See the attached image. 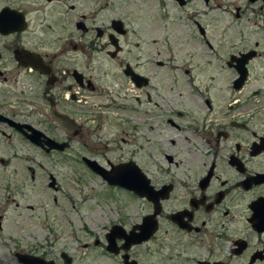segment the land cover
Masks as SVG:
<instances>
[{
  "label": "flooded vegetation",
  "instance_id": "obj_1",
  "mask_svg": "<svg viewBox=\"0 0 264 264\" xmlns=\"http://www.w3.org/2000/svg\"><path fill=\"white\" fill-rule=\"evenodd\" d=\"M171 1L178 14L186 13L193 28L188 39L196 47L188 64L181 60L185 64L170 74L172 86L178 88L174 113L166 111L174 107L169 97L173 87L159 85L157 73L167 62L158 59L159 52L139 48L149 45L150 38L132 23L135 0H0V116L66 145L62 151H42L45 155L75 157L72 142L92 139L99 130L93 127L97 119L116 117L98 111L96 116L94 109L124 110L109 102L130 86L139 94L135 102L145 107L136 119L146 132L143 142L152 140L150 150L165 163L163 172L178 169V207L166 211L175 183L153 182L146 166L131 155L127 162L139 167L154 190L168 188L160 198L168 197L159 202L156 231L146 242L124 246L114 235V246L108 248L106 235L114 227L138 233L136 227L154 212L148 200L126 192L148 212L129 227L111 224L104 245L94 242L95 247L101 244L100 257L114 264H264V85L259 84L264 67L257 63L264 61V0H241L233 6L232 0ZM231 7L237 18L242 12L250 14L240 26L251 25L263 38L248 37L238 27L230 40V28L209 27L213 14L227 13ZM247 55L244 64L239 61ZM255 69L261 79L254 76ZM96 98L104 104L90 101ZM0 126L12 133L1 131L2 137L11 140L17 135L29 143L5 122ZM154 139L159 141L152 149ZM83 149L91 157L97 153ZM79 156L82 163L86 158L104 169L121 164L107 161L104 167L85 154ZM53 180L54 186L48 187L57 191ZM177 214L178 220H173ZM1 221L0 214V230ZM15 247L8 251L12 264H23L19 256L35 258V264H73L64 251L58 262L50 250L46 254ZM5 254L0 246V255Z\"/></svg>",
  "mask_w": 264,
  "mask_h": 264
},
{
  "label": "rangeland",
  "instance_id": "obj_2",
  "mask_svg": "<svg viewBox=\"0 0 264 264\" xmlns=\"http://www.w3.org/2000/svg\"><path fill=\"white\" fill-rule=\"evenodd\" d=\"M240 1L232 0L231 5H239ZM134 7V28L139 29L144 37L150 38L149 45L139 48L149 50L154 55L160 53L158 59L167 63L166 67L157 72L161 78L159 85L172 86L170 74H174L178 64H188V56L196 49L188 39L193 33L190 21L185 16L186 13L178 14L171 0H135ZM249 15L242 12L237 18L231 7L227 13L213 14L209 27L214 30L230 28L227 33L230 40L236 37L238 27L248 37L255 35L263 38L260 33H253L251 25L240 26L246 24L245 17ZM261 48L264 49V46ZM181 60L187 62L182 63ZM257 63L264 67V61ZM156 70L153 68L152 73ZM254 76H260L259 69H255ZM180 79L187 85V76L182 75ZM259 84L264 85V79ZM128 87L126 91H119L120 97L115 98L114 103L109 102L111 106L116 105L125 108L124 110L94 109L92 114L96 116L99 115L98 111L109 117V113L114 114L118 118H100L94 126L91 124L99 130L92 139L85 137L87 135L83 132L85 141L72 142L71 151L75 157L47 156L17 135L8 140L7 136L12 133L0 126V246L6 251L4 256L0 255V263L14 262L8 251L16 246L23 252L36 250L45 253L50 250V256L58 262H61L58 259L59 253L64 251L72 257L73 264H114L106 257H100L103 253L101 244L95 247L94 242L99 240L104 245L103 235L111 224L129 227L145 216L148 207L140 201L132 200L125 191L108 186L100 177L90 172L81 162L80 154H85L104 167L107 161L111 164L123 163L133 155L139 164L146 166L144 171L153 182L160 184L172 180L175 183L176 189L172 200L167 203L166 211L178 207V169L172 167V170L163 172L165 163L161 162L158 154L150 150L152 140L147 143L146 138L143 142L142 137L146 136V132H143V126L136 119L141 118L139 110L145 107L135 102L134 98L139 94ZM171 92L169 97L174 99V107H167L168 113L178 110V88L173 87ZM90 101L103 103L97 98ZM128 120L132 125H127ZM87 129L89 130V126ZM1 131L7 136L2 137ZM154 140L152 149L154 142L159 141ZM83 148L94 149L97 153L91 157ZM176 160L178 163V157ZM49 176L55 178L57 191L48 187ZM164 229L165 225L162 223L160 230ZM85 245L88 248H84Z\"/></svg>",
  "mask_w": 264,
  "mask_h": 264
},
{
  "label": "water",
  "instance_id": "obj_3",
  "mask_svg": "<svg viewBox=\"0 0 264 264\" xmlns=\"http://www.w3.org/2000/svg\"><path fill=\"white\" fill-rule=\"evenodd\" d=\"M248 58L247 56L242 57L239 61H243ZM241 79H244L245 71H240ZM0 122H5L9 127L14 128L19 132L29 143L37 147L39 150L49 153L52 150L62 151L66 145L58 144L51 139L47 138L43 133L32 129L30 126L20 125L14 123L2 116H0ZM87 169L90 170L94 175L100 177L108 186L112 188L121 189L125 192L132 193L138 198H145L154 206V212L150 216L143 218L142 224L136 228L139 230L138 233L131 231L129 234L126 233L121 227H114L111 232L106 235L108 248L114 246L112 236L117 235L119 238L124 240V246L137 245L146 242L156 231V216L160 212L159 202L168 197L163 195L160 198L162 192L168 193V188H164L161 192L154 190L150 185L148 178L142 173L139 167L133 162L121 163L115 166H110L109 169L100 167L96 162L90 161L86 158L82 159ZM54 186V180L51 177L50 187ZM173 220H178V214L172 216ZM19 261L23 264H35L37 260L31 257H20ZM67 263V261H66ZM129 264H135L134 262Z\"/></svg>",
  "mask_w": 264,
  "mask_h": 264
}]
</instances>
